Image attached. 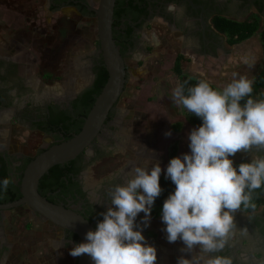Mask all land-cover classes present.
I'll use <instances>...</instances> for the list:
<instances>
[{"label": "flooded vegetation", "instance_id": "1", "mask_svg": "<svg viewBox=\"0 0 264 264\" xmlns=\"http://www.w3.org/2000/svg\"><path fill=\"white\" fill-rule=\"evenodd\" d=\"M46 3L49 10L72 7L79 14L76 4L84 5L95 17L89 0H46ZM113 11L118 15L113 16L111 35L124 64V79L129 72L126 59L141 60L157 44L156 41L161 49H170L168 45L176 42L173 62L177 56L181 60L186 59L191 69L196 55H213L218 41L211 23L215 16L235 21L255 20L260 29L264 28V0H115ZM100 67L103 66L97 45L79 67L83 76L81 85L66 87L57 94L35 92L23 65L0 52V181L4 178L13 181L6 192L0 187L2 201L18 195L20 174L29 157L64 140L66 136L70 137L80 128L87 111L85 97L96 81ZM119 121L116 102L107 112L91 144L75 158L61 164L66 166V173L57 179L50 175L44 187V198H51L54 204L79 213L92 223L95 230L97 223L103 219L101 213L107 211L110 203L108 190L125 182L127 176L117 173L93 183L86 179L88 167L103 158H111L117 145ZM23 133L26 138L18 140ZM37 136L39 140L35 142ZM32 142L34 145L30 147ZM21 208L26 210L25 217L35 226H46L52 236L56 232L63 245L74 247L79 243L76 235L42 219L26 206L12 209ZM4 211L0 210V262L13 247H10L1 228ZM139 215L136 223L142 228ZM235 222L236 227L231 234L239 237L233 241L228 237L223 250L206 253L207 258L209 255H220L231 257L232 264H264V204L249 212L245 218H235Z\"/></svg>", "mask_w": 264, "mask_h": 264}, {"label": "clouds", "instance_id": "2", "mask_svg": "<svg viewBox=\"0 0 264 264\" xmlns=\"http://www.w3.org/2000/svg\"><path fill=\"white\" fill-rule=\"evenodd\" d=\"M252 93L253 81L246 76L234 78L222 89L200 80L187 92L184 84L172 91L176 105L202 120L188 134L190 152L171 158L165 172L175 190L163 203L161 220L167 241L183 242L181 251L223 250L236 227L234 214L242 206L256 207L252 193L264 185V156L242 162L238 168L231 159L254 147L264 150V99H254ZM161 172L158 161L150 169L131 168L125 182L108 190L110 203L96 230H89L85 242L76 244L69 254H86L94 264H156L157 249L145 242L136 218L143 212V226L150 224L152 207L163 191ZM11 183L4 178L0 187L6 192ZM201 261L232 264L231 257L220 255L178 258V264Z\"/></svg>", "mask_w": 264, "mask_h": 264}, {"label": "rangeland", "instance_id": "3", "mask_svg": "<svg viewBox=\"0 0 264 264\" xmlns=\"http://www.w3.org/2000/svg\"><path fill=\"white\" fill-rule=\"evenodd\" d=\"M97 2L98 0H89L88 4L96 8ZM156 43L141 60L126 59L129 72L117 101L120 116L117 145L111 158H103L88 167L86 179L89 182L97 183L117 173L128 178L131 168L139 166L150 169L157 161L162 168L160 177L166 178L170 147L175 143V156L177 145L181 146V156L190 152L188 134L201 124L187 123L183 118V108L172 100V91L178 86L177 78L172 73L177 44L171 42L168 45L170 50L161 49L158 41ZM96 48L95 17L79 14L72 7L49 10L46 0H0V52L23 65L25 75L31 79L35 92L40 90L57 94L66 87L77 88L83 81L79 67L85 57ZM183 61V72L193 76L188 60ZM176 122L180 123L178 132L170 128ZM168 131L171 132L170 136L165 135ZM23 138H26L25 133L18 140L22 141ZM38 140L39 136L34 141ZM33 143H30V147ZM240 157L241 153H237L231 159L236 163L240 161ZM127 178H124L125 181ZM162 208L157 209L155 215L151 214L147 227L142 223L144 213L139 215L145 242L157 249L156 263L178 264L181 256L189 259L203 256L206 259V253H199L198 247L192 252L181 251L184 248L182 241H167L164 231L166 226L161 220ZM3 213L5 217L1 228L10 247L19 244L30 248L38 245H43L45 250L49 248L53 233L43 236V232L25 217L24 208L8 209ZM247 214L237 211L234 217L245 218ZM238 237L230 234L229 240L233 241ZM38 263L39 259L35 255L16 254L13 248H10L6 258L0 262Z\"/></svg>", "mask_w": 264, "mask_h": 264}, {"label": "water", "instance_id": "4", "mask_svg": "<svg viewBox=\"0 0 264 264\" xmlns=\"http://www.w3.org/2000/svg\"><path fill=\"white\" fill-rule=\"evenodd\" d=\"M115 0H98L92 11L96 23V40L106 80L83 118L79 130L67 139L52 144L34 155L23 168L19 179V197L0 203V210L26 206L42 219L65 229L85 242L86 233L95 230L79 213L51 203L37 192L39 179L54 165L64 164L79 155L94 140L107 112L119 99L124 87V64L111 35ZM75 264H94L88 255L75 258Z\"/></svg>", "mask_w": 264, "mask_h": 264}, {"label": "crops", "instance_id": "5", "mask_svg": "<svg viewBox=\"0 0 264 264\" xmlns=\"http://www.w3.org/2000/svg\"><path fill=\"white\" fill-rule=\"evenodd\" d=\"M218 35L215 52L213 55L200 53L193 60V76L208 81L216 89H222L234 78L246 76L253 80V76L262 61V48L259 39V27L249 37L242 41L229 44L223 34L213 30ZM254 99H264V91L260 90ZM177 156H181V146L177 145ZM262 149L254 147L251 152L241 153L240 161H250L251 158L261 157ZM238 154H240L238 152ZM38 229L46 231L43 236L49 234L46 226L40 225ZM46 234V235H45ZM16 254H33L39 259L38 264H75V257L69 254L72 246L63 245L62 239L55 232L50 238L49 248L42 246L14 245ZM199 253H202L201 250ZM205 254V253H204ZM44 256V257H43ZM45 258H48L45 260ZM43 259V260H42Z\"/></svg>", "mask_w": 264, "mask_h": 264}, {"label": "trees", "instance_id": "6", "mask_svg": "<svg viewBox=\"0 0 264 264\" xmlns=\"http://www.w3.org/2000/svg\"><path fill=\"white\" fill-rule=\"evenodd\" d=\"M70 5H73V4H70ZM76 7H77L76 9L82 15L92 16V12L87 11L85 9L84 5L81 6V5L76 4ZM113 7H114V5H113ZM113 12L114 11H112V19H113V16L118 15L117 12H115V13H113ZM211 23H212L213 28L217 32H219L225 36L226 42L229 44H235V43L242 41L243 39L249 37L254 31H256L258 29V25H257V22L255 20H252V21L251 20L235 21V20H231V19H228V18H225L222 16H215L211 19ZM111 30H112V23H111ZM259 39H260V43H261L263 57H262L261 64L257 68V70L255 71L254 76H253V80H252L253 81V93H252L253 98H255L257 96L258 91H260V90L264 91V28H262V29L259 28ZM183 66H184L183 59L181 60L177 56V58L174 60L173 65H172V73L176 76L177 81H178V85L184 84L185 92H187L188 87L194 86L198 81L203 80V79L186 75L183 72ZM105 80H106V72H105L103 67H100L97 79L92 84V86L90 87V90L88 91V93L86 94V97H85V103L87 105V109H86L87 111L91 107V104L94 100V97L100 91ZM211 86L214 89H216L213 85H211ZM91 94H93V95H91ZM87 111H86V113H87ZM183 118L189 124H193V125L202 124V120L199 117H196L192 113H189L186 109H183ZM170 128H171V130L178 132L180 129V123L179 122L173 123L170 125ZM68 137L69 136H66L65 139H67ZM175 153H176V145L174 143L170 147L168 162L170 161L171 158L175 157ZM33 156L29 157V160ZM242 162H246V161H239V162L234 163V165L238 168L239 164ZM65 168H66V166H64V165L63 166L54 165L51 168H49L48 171L39 179L38 184H37V192L41 196L44 197V190H45L44 187L47 185L46 179L50 175H52L55 179H57L60 175H64V173H66V172H64ZM20 176H21V174H20ZM160 185H161V188L163 189V191H162L161 195L159 197H157L155 202H154V205H153L152 211H151V214H153V215H155L157 209L163 207L164 201L175 190V185L173 184V182L171 181L170 178L160 177ZM18 197H19V192H18L17 196H15V195L10 196L6 202L16 200ZM45 199L51 203H54L51 198H48V199L45 198ZM252 202L256 205V207L254 209L251 207L244 208L242 206L240 211L243 213H249V212L256 210L258 207H260L264 204V185H262L261 188L255 190L252 193ZM0 203H5V202L0 199ZM77 242H78V239H77Z\"/></svg>", "mask_w": 264, "mask_h": 264}]
</instances>
